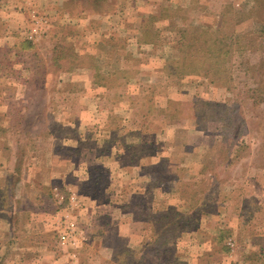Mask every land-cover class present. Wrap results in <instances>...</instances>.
Returning a JSON list of instances; mask_svg holds the SVG:
<instances>
[{
  "label": "rangeland",
  "instance_id": "1",
  "mask_svg": "<svg viewBox=\"0 0 264 264\" xmlns=\"http://www.w3.org/2000/svg\"><path fill=\"white\" fill-rule=\"evenodd\" d=\"M0 264H264V0H0Z\"/></svg>",
  "mask_w": 264,
  "mask_h": 264
}]
</instances>
